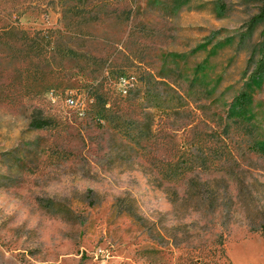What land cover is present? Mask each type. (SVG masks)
<instances>
[{"label":"rangeland","instance_id":"rangeland-1","mask_svg":"<svg viewBox=\"0 0 264 264\" xmlns=\"http://www.w3.org/2000/svg\"><path fill=\"white\" fill-rule=\"evenodd\" d=\"M262 6L0 0V264H264Z\"/></svg>","mask_w":264,"mask_h":264},{"label":"trees","instance_id":"trees-1","mask_svg":"<svg viewBox=\"0 0 264 264\" xmlns=\"http://www.w3.org/2000/svg\"><path fill=\"white\" fill-rule=\"evenodd\" d=\"M258 16H260V18L263 20L264 22V6H262L260 8V12L258 14ZM262 36L264 37V28L262 30ZM264 45V44H263ZM255 66H256V71H263L264 70V64L262 63V60H255ZM254 72V73H255ZM242 102V101H240ZM45 124H47L45 122V120L41 119V118H37V119H33V121L31 122V126L32 127H35V128H38V127H41V126H44Z\"/></svg>","mask_w":264,"mask_h":264},{"label":"built area","instance_id":"built-area-1","mask_svg":"<svg viewBox=\"0 0 264 264\" xmlns=\"http://www.w3.org/2000/svg\"><path fill=\"white\" fill-rule=\"evenodd\" d=\"M68 103L70 104V105H76L77 104V102H76V100L75 99H73V97H68Z\"/></svg>","mask_w":264,"mask_h":264}]
</instances>
